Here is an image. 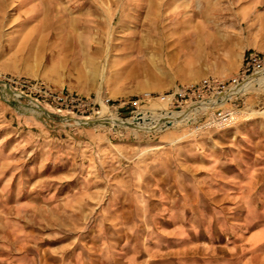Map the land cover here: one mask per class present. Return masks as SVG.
<instances>
[{
  "label": "rangeland",
  "instance_id": "obj_1",
  "mask_svg": "<svg viewBox=\"0 0 264 264\" xmlns=\"http://www.w3.org/2000/svg\"><path fill=\"white\" fill-rule=\"evenodd\" d=\"M71 24L58 11L41 17L33 0H0V81L9 84L0 83V264H264V237L250 236L264 222V73L237 103L231 125L220 126L214 108H208L194 121L138 130L141 144L150 142V149L180 146L190 167L167 169V174L163 157L151 154L130 167L135 148L107 139L119 126L61 118L131 117V108H119L131 97L95 92L103 70L112 78L128 74L129 58L100 53V72L73 40ZM96 49L90 47L88 55L97 60ZM45 87L76 99L74 110L43 102ZM24 95L53 115L47 117ZM105 98L111 105L101 102ZM186 108L149 100L134 109L132 118L151 127L163 113ZM146 149L141 152H151ZM216 149L223 156L210 171L204 163ZM178 173L187 187L197 189L174 191L167 180ZM141 181L149 187L166 184L164 200L148 192L145 207L131 203V187ZM112 186L123 187L128 201L115 213L117 192L108 194ZM101 187L107 190L101 193ZM184 193L190 198L186 203L195 195L199 205L173 207Z\"/></svg>",
  "mask_w": 264,
  "mask_h": 264
},
{
  "label": "crops",
  "instance_id": "obj_2",
  "mask_svg": "<svg viewBox=\"0 0 264 264\" xmlns=\"http://www.w3.org/2000/svg\"><path fill=\"white\" fill-rule=\"evenodd\" d=\"M33 1L41 17L47 19L54 11L69 17L73 40L80 42L86 52L85 57H89V62L94 65L98 64L100 72L102 55L109 57V54L116 53L120 58H129L131 67L128 65V74L112 78L103 70L98 75L99 82L95 89L98 94H101V90H108L113 97L133 99V96L145 92L172 93L206 77H232L242 68L248 51L256 50L264 54V0H66L68 5L62 6L55 0ZM92 46L97 47V60L89 56ZM124 81H129L130 85H123ZM119 108H122L121 111L130 109L129 106ZM139 132L119 127L107 135L109 143L112 139L117 140L115 142L118 144L128 141L127 145L135 148V156L132 155L129 160L130 167L150 154L159 160L163 157L162 165L166 171H179L191 166L186 164L184 156L181 157L183 152H180V146L166 148V151L150 149V142H145L146 146L141 144ZM113 145L118 156H121L120 148ZM143 148L151 152L143 153ZM112 156L115 157L114 153ZM209 156L210 159L204 164L209 166L210 171L216 170L218 160L223 155L216 149ZM119 160L118 157L117 164ZM230 160L233 162V158ZM178 176L179 173L173 174L174 180H167V183H172L174 191L183 193L197 189L187 187ZM144 184L141 181L138 186L131 187L135 195V199L130 196L131 203L135 200V206L145 207L142 204L148 202V192L159 193L158 199L164 200L161 193L167 190L166 184L155 187ZM105 188L101 187V193L107 190ZM199 190L202 191V188L199 187ZM116 192L112 200L113 213L128 202L127 197L123 196L126 192L123 187H109L108 194ZM186 198H189L186 194L177 196L173 207L199 205L195 195L191 200L193 203H186ZM162 205L168 208V204ZM168 221L163 219L161 222L168 224ZM249 221L243 219L241 223L248 224ZM250 236L263 238L264 222L258 224Z\"/></svg>",
  "mask_w": 264,
  "mask_h": 264
},
{
  "label": "built area",
  "instance_id": "obj_3",
  "mask_svg": "<svg viewBox=\"0 0 264 264\" xmlns=\"http://www.w3.org/2000/svg\"><path fill=\"white\" fill-rule=\"evenodd\" d=\"M264 73V56L255 51H248L245 55L244 62L240 71L228 79H218L215 77H206L201 79L198 83L189 84L180 87L177 91L172 93L154 94L143 93L141 96L130 99L128 102H124L119 106H129L131 117L137 113L134 109L137 108L142 102L149 100H160L166 102L173 107H190L194 105L203 104L206 101L215 102L220 100V95L225 94L231 90L240 89L244 83H247L251 78L259 76ZM44 98L43 102L51 103L55 108L71 112L72 102L76 99L69 97L60 90L51 89L45 87L43 90ZM245 96L236 94L232 98H228L223 104L214 106V118L220 126L231 125L236 117L238 102L244 101ZM102 103L109 106L111 101L109 98L102 100ZM230 105V106H229ZM77 112L79 110H76ZM73 112V111H72ZM133 115V116H132ZM128 119V118H126Z\"/></svg>",
  "mask_w": 264,
  "mask_h": 264
},
{
  "label": "bare ground",
  "instance_id": "obj_4",
  "mask_svg": "<svg viewBox=\"0 0 264 264\" xmlns=\"http://www.w3.org/2000/svg\"><path fill=\"white\" fill-rule=\"evenodd\" d=\"M263 74V73H261ZM260 75V74H259ZM258 77V76H257ZM257 77H253L251 78L249 81H247V83H244V85L240 88V89H233L225 94H221L220 95V101H206L203 104H199V105H194V106H190L186 109L181 110L180 112H174L175 114H173V112H167V113H163L162 116H159L158 118H155V122L153 121V126L151 127H147V125L143 124V125H139L136 123V120H134L133 118H128V119H123V118H119V119H115V118H110V119H105V118H101V123L102 122H106V121H110V123L112 124H116L119 127H124L125 123H132L133 125H135V127L137 129H142V130H156L168 125H173L174 123H181L185 120H187L189 118V121H194L191 118L193 116H195L198 111L201 112L202 110L208 109V108H213L214 106H219L221 105L226 99L228 98H232L234 94H236V96L241 95L244 96L245 93H250V88H252L254 86L255 83L260 82V79H257ZM250 85V88L248 87ZM145 93H150V92H145ZM103 100V99H102ZM101 100V102H102ZM171 113L169 115V119H167L168 114ZM198 118V117H197ZM76 123L80 122V119H75ZM158 122V124H156ZM124 128H128V127H124Z\"/></svg>",
  "mask_w": 264,
  "mask_h": 264
},
{
  "label": "water",
  "instance_id": "obj_5",
  "mask_svg": "<svg viewBox=\"0 0 264 264\" xmlns=\"http://www.w3.org/2000/svg\"><path fill=\"white\" fill-rule=\"evenodd\" d=\"M0 83L4 84L7 88H9V84L3 82V81H0ZM25 97H27L26 95H24ZM33 104L36 108L40 109L47 117H51L53 115V113L47 111L40 103H38L37 101H35L34 99L32 98H29L27 97ZM217 101H220V100H217ZM224 103V102H223ZM222 103V104H223ZM62 119H65V120H74L76 122V120L72 117H61ZM101 122L100 119H81L80 122H78L77 124L78 125H91V124H96V123H99ZM124 127H128L130 129H137L135 127V125H133L132 123H125L124 124ZM137 130H141V129H137Z\"/></svg>",
  "mask_w": 264,
  "mask_h": 264
}]
</instances>
